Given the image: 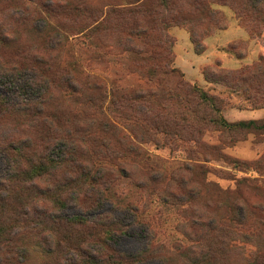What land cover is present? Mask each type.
<instances>
[{
	"label": "rangeland",
	"instance_id": "rangeland-1",
	"mask_svg": "<svg viewBox=\"0 0 264 264\" xmlns=\"http://www.w3.org/2000/svg\"><path fill=\"white\" fill-rule=\"evenodd\" d=\"M82 1L93 15L61 17L58 22L75 37L72 42L77 66L76 69L59 72L61 79L56 85L61 86L65 79L71 81L72 78H79L83 84L91 76L93 78L89 80L100 90L91 95L93 106L87 97L69 101L68 93V101H60V110L65 119H81L80 123L88 124L92 129L94 144L104 142L109 148L122 149L123 157L136 173V180L142 173L150 176L154 172L166 174L176 180L172 186L175 198H168L170 204L163 203L161 199L169 191L164 183H157L155 186L149 184V196L144 194L139 188L140 184L134 179H122L117 187V191L123 193L127 201H133L141 208L146 207L147 212L143 217L156 234L157 243L170 245L176 241H186L183 235L189 232L187 226L196 215L213 217V213L217 211L221 216L229 218L223 239L237 248H217L220 253H216L214 263L249 264L252 261L255 264L253 260H259L257 254L264 252V226L252 218L248 219L246 226H241L235 208L241 205L243 198H247L264 210V130H229L221 124L212 125L208 120L217 117L216 114L212 116L208 110L203 109L191 114L192 107L175 99L178 95L171 94L174 100H169L165 97L169 94L163 93V90L179 92L180 82L183 81L221 99L222 102L218 105L219 116L228 123L256 121L260 127L264 123V108L255 109L250 101L226 88L224 84L206 81L203 70L214 69L218 63H221L224 70H235L242 65L256 63L264 57V26L259 27L261 38L250 39L232 8L223 5L226 2L224 0L214 4L213 8L223 14L227 28L216 30L202 39L201 45H196L186 25H172L162 33L154 22L156 16L144 17L134 9V15L123 16L124 22L118 29L137 28L149 31L148 38L135 42L136 49L142 52L136 54L128 50L132 46L114 27L118 19L111 12L114 7L111 8L110 5L115 0ZM121 1L116 0L117 3ZM243 1H238L242 9L248 4V0ZM140 6L136 3L130 7ZM26 7V3L22 4L21 1L0 3V30L4 32L5 29H11L16 36L17 42L12 51L24 48L28 53L39 45L31 24L14 23L19 17L30 16L24 12ZM148 7L156 8L153 1ZM261 9L257 15H264V6ZM193 27L198 37L204 33V27ZM240 43L248 44V57L244 60H239L228 52V48L233 45L241 48ZM68 50L70 49L61 51L66 61H69ZM153 50L160 55L156 60L149 58ZM3 53L4 59L9 62L8 52ZM166 67L174 70V74L164 76L162 70ZM54 93L58 96V92ZM107 122L119 128L117 135L104 134L103 125ZM55 129L54 126L52 131ZM27 133H31L33 137ZM25 136L33 139V145L48 148L52 145L49 135L41 133L39 128L32 130L30 123L20 124L12 117H7L6 121L0 123V140L13 137L21 139ZM42 150L45 151V148ZM107 154L110 155L109 152ZM3 173L4 161L0 155V174ZM209 182L215 183L223 191H227V194L218 197L212 188L207 187ZM195 189L200 194L196 205H192L187 195ZM79 210L80 206L72 199L61 213L72 216L79 214ZM93 211L94 209L90 211L91 217L110 212L111 205L108 203L100 210ZM114 214L127 224L132 221L128 214ZM7 239L0 244V264H47L34 252L32 244L35 240L26 241L24 249L12 237V232ZM116 246L120 253L127 256L140 255L148 249L146 235L139 227H132L130 234L121 237ZM138 264L164 263L159 259H146Z\"/></svg>",
	"mask_w": 264,
	"mask_h": 264
},
{
	"label": "trees",
	"instance_id": "trees-1",
	"mask_svg": "<svg viewBox=\"0 0 264 264\" xmlns=\"http://www.w3.org/2000/svg\"><path fill=\"white\" fill-rule=\"evenodd\" d=\"M7 1L26 3L24 12L30 18L19 17L14 23L31 24L39 45L28 53L24 48L12 51L17 42L16 36L11 29H5L4 32L0 30V123L6 121L7 117H12L20 124L30 123L32 130L39 128L41 133L49 135L52 145L49 148L33 145V139L29 136L0 140V155L4 161V173L0 174V244L8 240L7 236L11 232L22 247L26 241L35 240L32 244L34 252L47 264H138L146 259H159L164 264H215L216 253H220L217 248L225 246L235 250L237 247L223 239L229 218L217 211L213 217L196 215L197 219L187 226L189 232L183 235L186 241H176L170 245L157 243L156 234L143 217L147 212L146 207L141 208L135 202L127 201L126 196L117 191V187L122 179H134L144 194L149 196V184L155 186L164 183L169 191L161 199L163 203L170 204L168 198H175L172 186L176 180L159 172L150 176L142 173L136 180V173L123 157L122 149L109 148L104 142L94 144L92 129L88 124L80 123L81 119H65L60 110V101H68V93L69 101L87 97L93 106L91 95L100 90L89 80L93 78L91 76L83 84L79 78H72L71 81L65 79L61 86L56 85L61 79L59 72L76 69L77 66L72 42L75 37L61 23L58 24L59 19L71 15H93L84 1L0 0V3ZM151 1L155 9L148 7ZM225 1L223 5L232 8L249 38H261L259 27L264 26V15L257 14L262 11L264 2L248 0V5L246 0L247 7L242 9L238 1L243 0ZM220 2L224 0H122L120 3L115 0L110 7H114L111 12L118 19L114 27L132 46L128 50L142 54L136 49L135 42L148 38L149 31L118 29L124 22V15H134V9L144 17L154 15V22L162 33L172 25H186L193 42L201 45L205 37L227 28L223 14L213 8L214 4ZM136 3L141 5L140 8L130 7ZM193 26L204 27V33L198 37ZM240 44L241 48L233 45L228 48V52L244 60L248 57V44ZM64 49H70L67 51L69 61L64 59L61 52ZM3 52H8L9 62L4 59ZM159 57L156 50L149 55L153 60ZM162 74L169 76L174 74V70L166 67ZM203 74L206 81L224 84L250 101L255 109L264 108V57L235 70H224L218 63L214 69L205 68ZM179 88V92L162 89L165 90L163 93L169 94H164L169 100H174L171 94L178 95L175 99L192 107L191 114L202 109L208 110L212 116L216 114L217 117L208 120L212 125L221 124L229 130H264V123L259 127L256 121L228 123L219 116L218 105L222 100L203 89L183 81ZM53 91L58 92V96ZM54 126L57 130L52 131ZM103 127L104 134L114 136L119 133V128L114 124L107 122ZM27 134L32 136L31 133ZM44 148L45 151L42 150ZM207 187L212 188L218 197L227 194L215 183L209 182ZM199 194L197 189L188 193L189 203L196 205ZM72 199L80 206L79 214L68 216L61 213ZM241 201V205L235 208L239 224L244 227L248 219L252 218L264 226V210L247 198ZM108 203L111 205L110 212L91 217V210L98 211ZM116 212L130 215L132 221L127 224L118 219L114 214ZM130 227H139L146 235L148 249L140 255L127 256L117 249L116 244L121 237L130 234ZM257 258L259 260H253L255 264H264V252L258 253ZM249 264H253L252 261Z\"/></svg>",
	"mask_w": 264,
	"mask_h": 264
}]
</instances>
